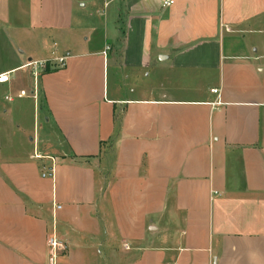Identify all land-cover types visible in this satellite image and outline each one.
Here are the masks:
<instances>
[{"label": "crops", "instance_id": "0c3cea01", "mask_svg": "<svg viewBox=\"0 0 264 264\" xmlns=\"http://www.w3.org/2000/svg\"><path fill=\"white\" fill-rule=\"evenodd\" d=\"M164 1L0 0V264H264V0Z\"/></svg>", "mask_w": 264, "mask_h": 264}, {"label": "built area", "instance_id": "2783aa9c", "mask_svg": "<svg viewBox=\"0 0 264 264\" xmlns=\"http://www.w3.org/2000/svg\"><path fill=\"white\" fill-rule=\"evenodd\" d=\"M165 4H171L173 3V0H165ZM110 49L109 46L106 47L104 54L107 53V51ZM70 55L67 53L66 55L60 56L55 58L53 61L57 62L59 67H63L66 64V61ZM52 63V60H31L29 61L25 67H28L31 69V72L35 78L39 76L41 71H44L50 64ZM10 80L8 73L0 74V84L6 83ZM215 93H219L218 89L212 90ZM36 157H41L40 155H36ZM54 172V167L48 168L45 172H43L44 177H52ZM57 208H60L58 206ZM47 245L49 248V260L50 264H56V259L58 258L59 254L61 252H64L67 250V245L58 239V237L55 234H49L46 238Z\"/></svg>", "mask_w": 264, "mask_h": 264}, {"label": "rangeland", "instance_id": "374dc122", "mask_svg": "<svg viewBox=\"0 0 264 264\" xmlns=\"http://www.w3.org/2000/svg\"><path fill=\"white\" fill-rule=\"evenodd\" d=\"M100 3V7L101 6H103L102 4V2H99ZM101 9H102V7H101ZM93 13H96L95 11L93 12ZM96 15V14H95ZM261 36H264V35H261ZM11 79H12V76L10 75L9 76ZM7 83V82H6ZM7 84H5V83H2L1 85H0V88H1V91H7L8 89H7ZM29 95H30V97H29V101L32 103L33 102V98H32V95H31V93H29ZM12 96V95H11ZM32 109H33V107H32ZM34 118H35V125H37V129H39V131H41V133H45L44 131H42V123H43V117H42V114H41V112H40V110L38 109V108H36V114H34V112H33V110H32V114H31V130H33V123H34ZM49 133H50V135L49 136H47L48 137V139L51 141H53V142H55L56 141V135H55V133H53L52 131H50L49 130ZM43 137H45L44 136V134H43ZM40 151L41 152H43V153H48L49 151L48 150H46L45 148H44V146H43V144H40ZM112 157H113V154L112 153H108V147H107V145H105V147H103V150H102V152H101V156L99 157V159L97 160V161H99V164H100V168H101V170H102V172H103V174L107 177V173H108V170H109V167H111L112 165H113V160L114 159H112ZM111 164V166H109ZM47 178H49V177H47ZM0 197H1V195H0ZM0 201H2L1 200V198H0ZM4 202H6V201H3V203ZM1 204H2V202H1ZM4 207H6V206H4ZM7 208V207H6ZM0 209H1V207H0ZM52 234H55V233H51V235ZM56 235V234H55ZM57 237H58V239H60L61 241H63L58 235H56ZM64 242V241H63ZM66 245H67V243L66 242H64ZM118 243H120V239H118L117 241H116V245H118ZM67 247H68V245H67ZM99 249H101V252H102V255H103V257L100 255V259H98L99 260V263L98 264H108V259H107V257H105V255H106V247H105V245L102 247V248H99ZM67 250H68V248H67ZM66 250V251H67ZM97 250H98V248H97ZM66 251H64V252H61L60 254H59V256H58V258L56 259V264H61V262H60V258H61V256L66 252ZM13 252L15 253V250H13ZM48 253H49V248H48Z\"/></svg>", "mask_w": 264, "mask_h": 264}]
</instances>
